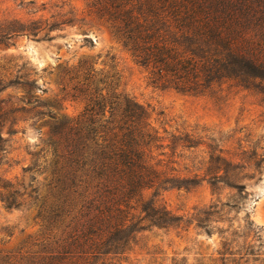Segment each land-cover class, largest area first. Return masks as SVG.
I'll return each mask as SVG.
<instances>
[{
  "label": "trees",
  "instance_id": "1",
  "mask_svg": "<svg viewBox=\"0 0 264 264\" xmlns=\"http://www.w3.org/2000/svg\"><path fill=\"white\" fill-rule=\"evenodd\" d=\"M87 8L155 86L200 95L234 86L264 92V0H88ZM60 74L64 95L84 106L75 118L35 112L31 87L37 82L25 76L22 97L2 102L0 158L5 132L11 136L20 123L32 127L49 118L51 131L41 145L52 165L38 213L46 232L42 250L26 263L0 258V264H123L145 223L158 229L183 223L156 200L172 183L156 162L161 137L148 109L119 92L113 77L102 76L89 60ZM37 168H24V178L15 181L0 173L5 208L37 200ZM149 191L155 195L148 200ZM228 242L219 253L222 264H245L249 244Z\"/></svg>",
  "mask_w": 264,
  "mask_h": 264
},
{
  "label": "rangeland",
  "instance_id": "2",
  "mask_svg": "<svg viewBox=\"0 0 264 264\" xmlns=\"http://www.w3.org/2000/svg\"><path fill=\"white\" fill-rule=\"evenodd\" d=\"M87 4L0 0V109L3 101L22 97L19 83L29 77L37 82L31 87L39 103L33 102L35 112L61 120L77 117L84 106L64 95L60 72L89 60L102 76L113 77L119 92L148 109L161 137L156 162L172 178L156 200L183 218L171 228L145 223L122 256L123 264H222L219 253L226 241L249 244L245 264H264V92L234 86L200 95L155 86L108 27L89 16ZM4 36L12 37L2 43ZM30 124L20 123L11 136L5 132L8 142L0 158L6 181L23 179V169L34 163L40 166L33 184L36 201L25 199L13 210L0 201V258L11 262L26 263L41 251L46 233L38 213L52 160L42 153L41 141L52 125L49 118ZM153 193L148 192V200Z\"/></svg>",
  "mask_w": 264,
  "mask_h": 264
}]
</instances>
